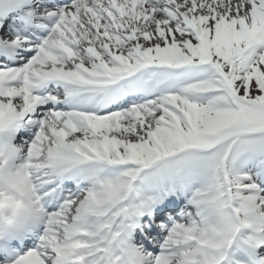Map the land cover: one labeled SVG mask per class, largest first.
Wrapping results in <instances>:
<instances>
[{"label": "snow or ice", "instance_id": "obj_1", "mask_svg": "<svg viewBox=\"0 0 264 264\" xmlns=\"http://www.w3.org/2000/svg\"><path fill=\"white\" fill-rule=\"evenodd\" d=\"M0 264H264V0H0Z\"/></svg>", "mask_w": 264, "mask_h": 264}]
</instances>
